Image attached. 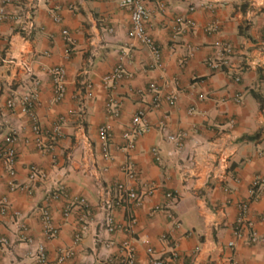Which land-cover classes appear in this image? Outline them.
<instances>
[{
	"label": "crops",
	"instance_id": "obj_1",
	"mask_svg": "<svg viewBox=\"0 0 264 264\" xmlns=\"http://www.w3.org/2000/svg\"><path fill=\"white\" fill-rule=\"evenodd\" d=\"M29 1L38 5L30 39L0 22V52L11 61L0 62V143L14 134L13 180L28 190H9L0 160V198L9 205L0 212V238L7 240L0 244V264H43L35 256L37 242L44 244L47 264H124L125 242L134 264H151V256L163 264H264V182L255 183L264 180V0H148V31L161 49L162 67L147 46L130 39V14L121 0ZM22 6L23 0L8 4ZM177 17L195 25L182 24L173 37ZM119 62L123 76L105 81ZM57 65L66 71L60 102L53 100L49 73ZM85 81L92 97H82ZM152 82L174 101L148 109L149 130L127 149L122 135L136 110L152 100ZM34 89L39 135L19 105L6 106L10 96ZM109 98L120 105L117 118L108 115ZM164 114L162 129L157 122ZM103 124L112 133L110 159L102 150ZM175 134L183 135L181 145L168 139ZM31 165L38 168L32 179ZM119 182L136 199L120 195ZM242 201L246 217L235 235ZM45 206L57 229L50 238L41 220ZM108 215L115 230L107 228ZM81 225L85 233L75 240ZM251 230L255 243L247 241Z\"/></svg>",
	"mask_w": 264,
	"mask_h": 264
},
{
	"label": "built area",
	"instance_id": "obj_2",
	"mask_svg": "<svg viewBox=\"0 0 264 264\" xmlns=\"http://www.w3.org/2000/svg\"><path fill=\"white\" fill-rule=\"evenodd\" d=\"M147 1L148 0H121L120 5L124 8H126L129 11L130 14V22L131 26L128 32V35L130 39L133 41L139 42L145 46L148 47L151 54L154 57L155 60V66L156 67H162V62L160 60L161 56V49L159 45L157 44L156 40L153 38V36L148 31V18H149V10L147 8ZM10 0H0V22H10L15 26V29L17 32L24 38V39H30L35 28V12L37 10L38 5L36 2H30L29 0H23L24 6L21 7L19 10H13L9 9L8 4ZM59 8V7H57ZM53 19L56 22L61 21L60 15L56 12L53 14ZM177 22V25L173 27V37L176 36L181 30V25L186 24L188 27H193L195 25L194 21L190 18H183V17H177L175 19V23ZM64 34H67L66 30H63ZM225 48L227 50L231 49L230 45H225ZM0 62L6 63V65L10 64V57L5 53L0 52ZM91 63V61L89 62ZM88 72V68H85L84 73ZM51 79H52V85H53V100L54 102H60L64 96L66 91V71L65 68L61 65H57L52 67L49 70ZM124 74L123 66L121 62H119L115 68L108 73L106 76H104L105 81L110 80H117L120 79ZM234 79L237 81L240 79V76L238 74L234 75ZM84 93L82 94V97H92V85L89 81H85L84 84ZM149 90L152 92L153 97L152 100L149 102V105L142 106L136 110L134 113L131 123L127 130L122 135L123 138L126 140L125 148L131 149L134 147L135 142L137 138L142 136L144 133H146L149 128L150 124L147 120V112L149 108H158L161 106V104L165 101L167 103H173L174 101V95L172 93L162 96L161 90L157 87V85L152 82L148 86ZM241 96L236 95L235 100L237 102L241 101ZM38 101V92L36 89L31 90L19 97L12 95L10 96L6 101V106L8 108H13L16 105H19L20 110L27 115H29L32 126L34 129V132L36 134H40L42 132L40 125L38 124L37 117L34 114V108ZM80 109L82 110V106L80 105ZM71 110L70 112H72ZM108 115L113 118H117L120 115V105L117 101L113 100L112 98H109L108 100ZM168 119V115L164 114L162 118L157 122L158 127L164 129L166 126V122ZM53 132L58 133V126L53 128ZM99 134L102 140V150L107 159L111 158V153L108 149V143L110 139L112 138V133L110 131V128L103 124L99 127ZM169 140H172L176 142L178 145L182 144L183 135L181 134H175V135H169ZM16 138L14 134H8L5 136L4 141L0 143V160L3 161L4 166L8 172V175L10 177L8 181L9 190H25L26 186L24 185H18L14 180L13 176L15 174L14 170V162L17 157V150L15 146ZM153 154L155 155V158L157 160L160 159L157 149H152ZM30 172V178L32 179L35 174L38 172V168L35 165H31L29 167ZM263 183L264 180L260 177H257L255 180V183ZM117 190L120 192V195L126 194L129 198L136 199V194L128 189L123 183L119 182L116 184ZM27 190V189H26ZM227 190V189H225ZM28 191V190H27ZM30 192V191H29ZM60 193H52V198L59 197ZM166 197L168 199L173 198L172 192H167ZM82 203L85 204L83 200H81ZM9 208L8 200L6 196H3L0 198V212L4 214L7 212ZM107 208L108 210H112V204L110 201L107 202ZM239 213L237 218V224L234 227V233L235 235H239L240 229L242 227V224L244 222V219L246 217V211H247V203L242 201L238 203ZM17 216H20L19 212H14ZM68 213V210H66L65 214ZM171 216V215H170ZM41 220L43 223V231L44 235L47 238L55 236L57 229L52 225L51 223V216L50 211L48 210L47 206L43 207L41 209ZM179 223H176V226H178ZM247 227L251 226V223L248 221L246 223ZM25 228V227H23ZM107 228L109 230H115V222L113 221L111 215H108L107 218ZM86 226L81 225L78 229L74 232V239L79 240L83 234L85 233ZM192 231H187V234H191ZM25 240L28 242H32L33 239L30 237H25ZM258 240L257 232L254 230H251L249 233V237L247 241L249 243H255ZM0 244H7V240L4 237L0 238ZM234 244L233 241L229 242V245L232 246ZM36 251L35 256L38 262L47 264L48 259L46 255V250L44 247V244L41 242L35 243ZM125 246V258H123L124 264H134V250L132 246H130L127 242L124 243ZM149 252H152V249H148ZM70 252H64L62 253L57 262L62 261L66 256L69 255ZM150 263L151 264H163L162 259L150 257Z\"/></svg>",
	"mask_w": 264,
	"mask_h": 264
}]
</instances>
